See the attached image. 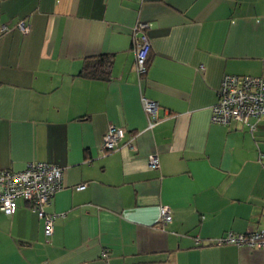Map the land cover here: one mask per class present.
Listing matches in <instances>:
<instances>
[{
  "label": "crops",
  "instance_id": "crops-1",
  "mask_svg": "<svg viewBox=\"0 0 264 264\" xmlns=\"http://www.w3.org/2000/svg\"><path fill=\"white\" fill-rule=\"evenodd\" d=\"M2 26L0 168L45 161L63 177L49 240L24 201L0 210V264H264V249L214 243L264 229V117L252 131L210 119L224 74L264 76V0H0ZM100 54L108 81L78 75ZM110 124L125 134L107 152Z\"/></svg>",
  "mask_w": 264,
  "mask_h": 264
},
{
  "label": "built area",
  "instance_id": "built-area-1",
  "mask_svg": "<svg viewBox=\"0 0 264 264\" xmlns=\"http://www.w3.org/2000/svg\"><path fill=\"white\" fill-rule=\"evenodd\" d=\"M16 27L21 33L30 30V25L25 19H20ZM147 28L146 22H139L134 26V32L138 33L134 38H136L135 65L139 75L146 71V59L150 51ZM6 30V26L0 28V32ZM142 104L150 117L147 123V129H150L158 120L157 103L142 98ZM262 117H264V76L224 74L218 89L217 101L212 106L211 121L226 125L236 120L252 131ZM124 134L123 128L110 124L103 137V151L119 149ZM148 164L152 168H157L159 165L157 155L152 154ZM62 172L61 167L45 161L31 162L20 171L0 168V210L7 215L13 214L17 208V201H24L43 221V232L49 240L53 233L55 215L47 212L46 207L54 193L62 186ZM84 186L80 185L77 189H82ZM159 213L162 225L172 220V211L168 206L161 205ZM214 243L264 249V229L244 233L227 231L217 237ZM101 256L106 259L107 250L102 251Z\"/></svg>",
  "mask_w": 264,
  "mask_h": 264
},
{
  "label": "trees",
  "instance_id": "trees-1",
  "mask_svg": "<svg viewBox=\"0 0 264 264\" xmlns=\"http://www.w3.org/2000/svg\"><path fill=\"white\" fill-rule=\"evenodd\" d=\"M113 57L111 54H100L84 59L78 75L88 78L108 81L112 68Z\"/></svg>",
  "mask_w": 264,
  "mask_h": 264
}]
</instances>
